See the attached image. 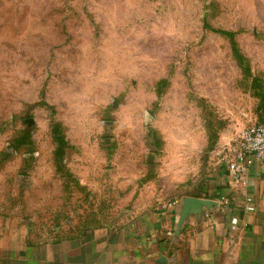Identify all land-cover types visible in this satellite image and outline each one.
I'll use <instances>...</instances> for the list:
<instances>
[{
  "label": "rangeland",
  "instance_id": "374dc122",
  "mask_svg": "<svg viewBox=\"0 0 264 264\" xmlns=\"http://www.w3.org/2000/svg\"><path fill=\"white\" fill-rule=\"evenodd\" d=\"M263 121L264 0H0V199L39 229L103 224L152 183L183 194Z\"/></svg>",
  "mask_w": 264,
  "mask_h": 264
},
{
  "label": "crops",
  "instance_id": "0c3cea01",
  "mask_svg": "<svg viewBox=\"0 0 264 264\" xmlns=\"http://www.w3.org/2000/svg\"><path fill=\"white\" fill-rule=\"evenodd\" d=\"M66 154L65 151V157ZM36 176H24L29 190L51 187V173L43 178ZM18 185L26 189L20 180ZM151 186L146 193L141 192L132 206L127 204L137 196L136 192L118 196L115 207L119 214L103 224L94 226L87 221L78 226L60 225L52 233L37 228L35 219L16 214L14 207L7 206V200L0 199V264H163L162 256L166 258L165 264H264V183L258 165L250 169L244 187H234L218 150L200 181L184 188L185 194L168 198L173 187L159 192L155 183ZM56 187L60 192L56 199L61 203L63 185ZM248 195L254 198V214L244 211ZM184 196L216 202L213 211L205 210L215 216L216 224L210 228L203 217L197 221L191 216L179 240L171 246L169 234L173 233L180 207L165 208L162 201ZM224 199L229 200L227 209L222 207ZM44 202L40 201L42 206ZM234 218L241 226L232 233L230 225ZM56 221L54 216L51 222Z\"/></svg>",
  "mask_w": 264,
  "mask_h": 264
},
{
  "label": "built area",
  "instance_id": "2783aa9c",
  "mask_svg": "<svg viewBox=\"0 0 264 264\" xmlns=\"http://www.w3.org/2000/svg\"><path fill=\"white\" fill-rule=\"evenodd\" d=\"M229 176L234 187H244L247 184L250 169L258 165L260 177L264 183V121L247 125L236 137L233 146L223 156ZM180 200L173 199L164 203L165 208L175 209L179 206ZM229 200L222 201L223 209H227ZM244 211L247 214H254L256 206L252 196H246L244 201ZM207 226L213 228L216 224L215 216L210 211H205L202 215ZM241 223L237 218L232 219L230 231L235 233L239 230ZM172 238V232L169 234Z\"/></svg>",
  "mask_w": 264,
  "mask_h": 264
},
{
  "label": "water",
  "instance_id": "95a60500",
  "mask_svg": "<svg viewBox=\"0 0 264 264\" xmlns=\"http://www.w3.org/2000/svg\"><path fill=\"white\" fill-rule=\"evenodd\" d=\"M30 123L33 122L32 119H29ZM179 213L175 223V227L172 233L171 246H174L179 240L184 225L189 221L191 216H194L197 221H201L204 211L210 210L213 211L217 207V203L212 200L196 198L192 196H184L180 199L179 204ZM161 263H166V258L161 257Z\"/></svg>",
  "mask_w": 264,
  "mask_h": 264
},
{
  "label": "trees",
  "instance_id": "16d2710c",
  "mask_svg": "<svg viewBox=\"0 0 264 264\" xmlns=\"http://www.w3.org/2000/svg\"><path fill=\"white\" fill-rule=\"evenodd\" d=\"M223 34L228 35L231 39L234 38L233 33L223 32ZM234 54L239 58V61L242 62V57L237 49H234ZM256 82L257 80L255 81V83ZM52 136L55 142L57 143V150L55 151V159L57 162V166L58 169H63V158L65 157V151L68 147V144L65 140L61 126H59L58 124L54 126ZM29 137H30V133L28 131L22 133L21 137L16 139L14 143L10 146L9 152H4L2 154V158H3L2 160L11 158L14 152H17L21 146L28 143Z\"/></svg>",
  "mask_w": 264,
  "mask_h": 264
}]
</instances>
